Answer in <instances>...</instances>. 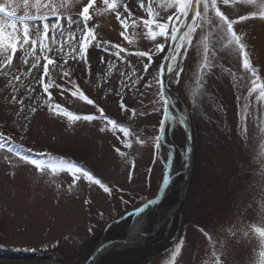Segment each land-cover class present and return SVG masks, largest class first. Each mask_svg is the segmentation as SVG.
Returning a JSON list of instances; mask_svg holds the SVG:
<instances>
[{
  "label": "rangeland",
  "instance_id": "obj_1",
  "mask_svg": "<svg viewBox=\"0 0 264 264\" xmlns=\"http://www.w3.org/2000/svg\"><path fill=\"white\" fill-rule=\"evenodd\" d=\"M40 2L60 5L63 0ZM115 2V10L107 9L103 0H96L90 9L88 27L95 29L96 40L87 48V62L69 58L64 64V53L56 51L61 43L67 53L72 45L79 47L82 33L76 24L69 27L68 17L79 19L87 0H67V6L60 8V43L52 45L51 28L48 32V44L53 48L48 55L57 61L49 65V103L76 116L96 119L70 122L49 111L48 94L39 83L46 63L43 58L39 69L28 74L32 58L24 65L18 47L12 66L2 69L9 74L0 75V134L7 138L0 148V264H85L100 243L125 238L135 211L156 198L161 189L166 165L161 147L155 146L164 119L158 77L170 39H152L143 21L168 23L176 12L172 7L176 0ZM29 3L30 15L47 11L35 7L37 0ZM217 3L221 13L235 21L233 31L241 37L259 82L264 83V0ZM0 7L5 12L15 10L18 17L26 11L23 0H0ZM117 12L121 19L128 18L126 32ZM53 22L54 18L47 21L49 25ZM202 22L204 29L197 28L186 57L168 62L182 68L178 82L174 73H167V64L165 67L171 115L164 136L173 152L176 173L161 201L146 216L143 232L147 238L140 245L105 252L96 264H143L152 247L155 254L147 264H213V244L217 254L223 253V264H264V237L256 231H264V100L258 91H252L253 77L242 67L238 50L227 44L224 30L216 27L214 11ZM32 23L43 31L44 21H29ZM17 27L22 31V25ZM171 27L169 24V35ZM61 31L67 43L61 39ZM10 32L5 28L0 37L4 43ZM158 45L164 46L163 51H157ZM204 47L209 49L210 67L202 69ZM118 49L125 50L120 58L110 55ZM140 52L151 55L150 64L148 55H137ZM36 54H40L39 41ZM49 76H44L45 84ZM72 81L92 104L72 95L76 90ZM177 115L187 120L190 130V166ZM122 129L128 130L127 137ZM17 152L52 163L71 162L100 184L88 181L82 173L74 179L67 169L37 170L20 160ZM185 182L181 204L170 219L162 220L164 213L173 211ZM181 241V251L173 259Z\"/></svg>",
  "mask_w": 264,
  "mask_h": 264
},
{
  "label": "snow or ice",
  "instance_id": "obj_2",
  "mask_svg": "<svg viewBox=\"0 0 264 264\" xmlns=\"http://www.w3.org/2000/svg\"><path fill=\"white\" fill-rule=\"evenodd\" d=\"M222 2L227 5L229 4L230 0H222ZM248 3H252L253 0H246ZM96 3V0H87L86 5L82 8V11L78 14L79 19H73L71 16L68 17V25L71 27L72 24L77 25V31L81 32L80 40L77 42L79 47L77 48L76 45L71 46V51L68 53H64V45L63 43L60 44V47L56 48L57 52L64 53L62 56L64 64L68 63L69 57H71L73 60L76 59H85L86 56L85 53L87 51V48L91 45L93 41L96 40L95 36V29L88 27V21L91 19L90 15V9H93L94 5ZM103 4L106 6L109 10H115L117 8V4L115 0H112V2H109V0H103ZM203 6V10L200 11V6ZM23 6L25 8V14L23 16L18 17L16 15L15 10L5 12L4 7H0V13H4L3 16H0V37L3 36L5 28L11 29V32L9 33L8 42L4 43L2 39H0V75L7 76L8 72H3L2 69L4 67H11L13 62V57L16 54L18 47L22 51V55L19 57V60L24 64L27 65L29 63V58H32L31 67L28 69V74H31L32 69H39L40 60L43 58L46 60V63L43 65V76H40L39 83L43 85L44 92L48 94V101H45V103H48L49 111L55 112L57 115H64L66 116L70 122H74L80 119L91 121L93 119H96L94 116H76L72 113L67 112L63 108H61L60 105H53L49 103L51 100V93L48 92L49 87L52 84L51 77L49 76V65H56L57 61L50 58L48 53L53 51L52 47H49L48 44V32L49 28L52 30V37H51V43L52 45H56L60 43V41L57 40V30L61 28L60 25V19L62 18V14L60 12V8H64L67 6V0H63V2L60 5H54L52 3L42 4L40 0H37V3L35 4V7L37 9L45 8L47 9L46 12H44L42 15H30L27 11L28 8L32 7V5L29 3V0H23ZM176 9V12L174 16L168 17V23H159L157 21H154L153 19L144 20L143 24L144 27L147 29L148 35L155 39L157 36L165 37V39L171 40L170 50L168 54L164 57V61L161 64V72H164L165 64H167V73L175 74V80L178 82L180 72L182 71V68H180L179 64H173L168 63L169 61H177L179 58L180 60H183L187 55V50L190 46H192V37L195 34L197 28H200L201 30L204 29V24L202 20L204 18L208 17V14L210 12L215 13V17L218 18V22L216 23V27L221 28L224 30L225 33V39L227 40V44L229 46H234L236 50H238L239 54L242 57V67L249 73H251L253 80H252V91L257 92L259 98L261 100H264V83H260V78L257 74V70L253 68L249 62L247 53L245 52V45L241 42V37L238 36L233 31V23L235 21L228 20L227 17L221 13L218 7L217 0H176V2L172 5ZM125 11H128L127 6H125ZM148 15L149 17H152L153 11L151 7L148 8ZM131 16V13L129 12V17ZM200 17L201 19H197ZM50 18H54V22L49 25L47 21ZM116 18L120 21L121 27L124 28L125 32L127 31L129 25H128V18L121 19L120 13L117 12ZM261 18H264V12L261 13ZM241 19H245L242 17ZM29 21H44L43 23V31L41 32V28L38 24L32 23L29 24ZM81 23H83V28H80ZM22 25V31L20 28L17 27V25ZM135 24V21L133 22ZM169 24L172 25L171 27V33L169 35ZM209 24H212V21H209ZM226 25V28L224 27ZM31 27V31H30ZM181 29H186L182 34L180 32ZM125 33L122 32L121 35L123 36ZM70 35L75 36L74 33H71ZM61 39L64 40V43H67V39L64 37V33L60 32ZM39 41V50L40 54H36V45ZM25 45H30V48L25 47ZM99 42H97V47H99ZM117 47V46H113ZM164 46L158 45L157 51H163ZM197 49L199 51V44H197ZM107 51V48L104 49ZM125 51L124 49H118V51L114 53H110V55H115L117 58H120V52ZM208 53L209 49L207 47L203 48V58L204 63L202 64V69L209 68L210 65L208 63ZM139 56H145L148 55L147 53L140 52L137 53ZM103 60V57L101 58ZM149 64L151 63V55H148ZM19 66V65H17ZM148 64H146L145 71H147ZM62 68L63 65H60ZM69 73L67 71L64 72V75L67 76ZM23 75V73H22ZM44 76H49V83H44ZM15 80L19 81L20 76H15ZM73 84V87L76 89L72 92L73 96H79L81 99L85 100L88 104H92L93 101L89 100L86 96L83 95L82 92H80L79 88L75 86V82H71ZM135 83V82H133ZM59 87V85H57ZM161 96L164 97L163 104H164V119L160 122V135H157L155 137L157 143L156 148H160L159 141L163 138V135L166 131V128L170 126L168 124V115H169V109L167 107L168 101L165 95V87L164 84L161 83ZM13 101H16V97H12ZM39 99V98H37ZM19 103L22 105L23 100L19 101ZM123 108V104L121 105ZM247 108V104L245 105V110ZM23 109L21 108V111ZM33 112H35V108L32 109ZM101 116H103V111L100 110ZM133 115H135V112L133 111ZM109 124H113V121H108ZM104 129H101L103 131ZM124 132L125 137H127L128 130L122 129ZM7 138L3 136V134H0V148L4 147V142ZM142 142V141H138ZM126 146L130 147V144H126ZM119 151V150H117ZM22 152V150H21ZM21 152H17L16 154L19 156L20 160L26 161L30 163L31 165L35 166L37 170H43L45 168L52 170L55 172L57 169H67L70 171L74 179H79V175L82 173L84 177L87 178L88 181L100 184L99 180H94L93 177L83 169L79 168L75 164L71 162H65L63 160H60L58 163H52L50 160L45 159H37V158H29L28 156L22 155ZM41 157H43L44 154H38ZM123 155V153H121ZM167 182V181H165ZM103 187V185H102ZM105 192H109V189L107 187H104ZM147 207V206H145ZM143 212V209L140 210ZM256 231L259 233L261 237H264V231L260 229H256ZM234 234V233H233ZM247 234V233H246ZM183 242L181 241L175 248L173 253V259L175 256L179 255L181 251V246ZM221 249H223V244H221ZM213 264H223V261L221 259L222 252L220 254H217V251L215 250V244H213Z\"/></svg>",
  "mask_w": 264,
  "mask_h": 264
},
{
  "label": "bare ground",
  "instance_id": "obj_3",
  "mask_svg": "<svg viewBox=\"0 0 264 264\" xmlns=\"http://www.w3.org/2000/svg\"><path fill=\"white\" fill-rule=\"evenodd\" d=\"M64 53H67V52L65 51ZM69 58H71V57H69ZM62 61H63V59H62ZM165 95H166L167 100H169V97H168L169 95L167 93ZM168 102L170 104V101H168ZM170 115H171V111L169 109V115L168 116H170ZM160 147L162 150V155H163L162 157L164 160V164L166 165V172H165L164 177L162 179L161 189H160L157 197L155 198V200L148 201L142 207H140L138 210L135 211V215L133 217L132 223L130 224V227L128 228L127 235L125 237V239H126L125 243H123V244L122 243H117V244L116 243H110V244L103 246V249L97 255L93 256L92 259L90 257L85 262V264H96L98 262L99 258L101 257V255H103L105 252H107L109 250H113V249L128 248V247L140 245L142 240L147 238L148 234H145L143 232V227L145 226L146 216L151 211H153V209L161 201L162 197L164 196L165 190L167 189L168 184L170 183V180L174 176V173H176V170L174 167L173 152L171 151L170 148L167 147L164 135H163V138L160 140ZM186 163H187V161H186ZM165 181H167V182H165ZM178 189L181 190V186H179ZM145 206H147V207H145ZM141 209H143V212L140 211ZM170 213H164L161 217L162 220L169 219ZM163 238H165V236H163ZM162 240H164V239H162ZM100 244H102V243H100ZM153 249H155V247H153ZM8 264H26V263L12 262V263H8ZM48 264H50V263H48Z\"/></svg>",
  "mask_w": 264,
  "mask_h": 264
},
{
  "label": "water",
  "instance_id": "obj_4",
  "mask_svg": "<svg viewBox=\"0 0 264 264\" xmlns=\"http://www.w3.org/2000/svg\"><path fill=\"white\" fill-rule=\"evenodd\" d=\"M170 45H171V40H170L169 48H168V51H167L166 55L168 54V52L170 50ZM165 67H166V64H165ZM164 74H165V68H164V72L163 73L161 72V69H160V71H159V77H158L160 92H161V83L164 84L165 92L167 90V87H166L165 82H164ZM162 98L164 100V97H162ZM177 119H178V122H179L180 127L182 128V130L184 132L185 148H186V152H187V163L190 166L191 165V158H192L191 157L192 156V142H191L190 130H189V127H188V124H187V120L185 118L181 117L180 115H177ZM186 189H187V182H185L184 187L182 189V192L180 194V197H179L176 205L173 207V211L171 212L172 214L177 210V207L181 204V202H182V200H183V198L185 196ZM171 213H170L169 216H171ZM125 241H126V239L123 238V239H119V240L106 241V242H104L102 244H99L95 248V251H94L93 255L91 256V259H92L93 256L97 255L103 249V246H105L107 244H110V243H116V244L117 243H122L123 244V243H125ZM154 254H155V251H154V249L152 247L150 249L149 253H148V259H147V261H145L143 264H147L150 261V259L154 256Z\"/></svg>",
  "mask_w": 264,
  "mask_h": 264
},
{
  "label": "trees",
  "instance_id": "obj_5",
  "mask_svg": "<svg viewBox=\"0 0 264 264\" xmlns=\"http://www.w3.org/2000/svg\"><path fill=\"white\" fill-rule=\"evenodd\" d=\"M33 157V156H32Z\"/></svg>",
  "mask_w": 264,
  "mask_h": 264
}]
</instances>
